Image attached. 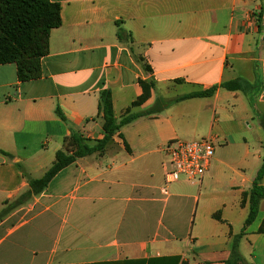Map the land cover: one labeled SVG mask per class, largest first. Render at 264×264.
<instances>
[{
  "label": "crops",
  "instance_id": "1",
  "mask_svg": "<svg viewBox=\"0 0 264 264\" xmlns=\"http://www.w3.org/2000/svg\"><path fill=\"white\" fill-rule=\"evenodd\" d=\"M50 1L61 23L40 77L19 81L15 63L0 64V207L44 174L72 132L89 144L102 137L101 90L116 120L139 115L123 139L114 134L1 218L0 264H224L235 251L264 264V195L245 224L264 160V0ZM234 79L246 90L175 100ZM141 81L149 95L131 105ZM157 101L168 104L144 114ZM208 136L203 175L163 192L164 145Z\"/></svg>",
  "mask_w": 264,
  "mask_h": 264
},
{
  "label": "trees",
  "instance_id": "2",
  "mask_svg": "<svg viewBox=\"0 0 264 264\" xmlns=\"http://www.w3.org/2000/svg\"><path fill=\"white\" fill-rule=\"evenodd\" d=\"M60 23V6L58 3L50 0H0V64L15 63L19 81L40 77V59L48 51L49 31L54 27H58ZM117 37H122V30H117ZM141 86L142 94L131 105L141 103L148 97L152 83L141 81ZM217 87L244 91L248 84L241 79L223 81L219 85L211 86L208 89L178 96L175 100L194 96H210ZM167 104L168 102L157 101L144 114H155ZM97 109L98 114L103 119L102 137L96 140L94 144H89L88 139L79 132H72L65 137L63 148L56 151L51 166L40 178L29 181L31 192H28V195L39 194L57 172L73 163L77 158L94 152L101 154L114 134H118L123 139L120 132L121 127L139 115L127 112L119 120H116L112 108L111 94L108 89L100 91ZM56 113L63 119L58 109ZM125 146L127 147L126 143ZM263 172L264 160L248 194L249 212L245 224L250 223L255 218L258 202L264 195V188L260 184ZM17 204L15 201L9 202L7 207L0 211V220ZM258 231L264 233V221ZM224 264H244V261L235 251L232 259Z\"/></svg>",
  "mask_w": 264,
  "mask_h": 264
},
{
  "label": "built area",
  "instance_id": "3",
  "mask_svg": "<svg viewBox=\"0 0 264 264\" xmlns=\"http://www.w3.org/2000/svg\"><path fill=\"white\" fill-rule=\"evenodd\" d=\"M216 136H208L195 140L172 139L164 145L167 155V166L164 170V186L177 180L180 176L198 179L208 168L214 153Z\"/></svg>",
  "mask_w": 264,
  "mask_h": 264
},
{
  "label": "rangeland",
  "instance_id": "4",
  "mask_svg": "<svg viewBox=\"0 0 264 264\" xmlns=\"http://www.w3.org/2000/svg\"><path fill=\"white\" fill-rule=\"evenodd\" d=\"M28 192H31L30 189H27L25 192L19 194L17 197H15V199H13V200L11 201V202H14V201H15V202H17L18 204L16 205V207H14L13 209H11V210H10V211H9L4 217H6L7 215H9L11 212L15 211L17 208L21 207L24 203H26V202H25V201H26L25 198L28 197V199H32L33 196H35V195H28ZM19 202H21V203L19 204ZM7 205H8V203L5 204V205H3V206H1V207H0V211H1L2 209L6 208ZM4 217H3V218H4ZM244 264H245V262H244ZM246 264H247V263H246Z\"/></svg>",
  "mask_w": 264,
  "mask_h": 264
}]
</instances>
